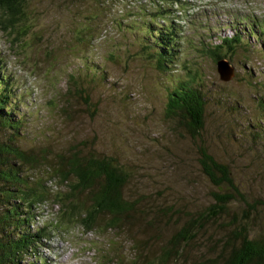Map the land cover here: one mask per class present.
I'll return each instance as SVG.
<instances>
[{
  "label": "rangeland",
  "instance_id": "1",
  "mask_svg": "<svg viewBox=\"0 0 264 264\" xmlns=\"http://www.w3.org/2000/svg\"><path fill=\"white\" fill-rule=\"evenodd\" d=\"M22 11L9 33L0 29L5 102L19 124L0 130V143L11 135L36 157L20 174L63 195L67 184L46 170L57 157L79 151L114 159L136 212L120 229L105 230L101 217L83 233L77 222L53 229L58 207L44 202L30 211L27 229L46 226L49 238L20 264H127L138 253L154 263L170 235L213 204L217 189L198 168L197 145L227 166L247 203L264 202V0H24ZM150 19L157 32L171 23L176 35V56L162 72L153 63ZM229 38L235 42L217 53L232 70L225 78L221 68L222 78L206 50ZM187 75L205 95L196 139L164 116L171 84ZM227 209L169 264L213 258L231 215L242 217L244 207L236 201ZM247 225L250 234L264 232V209Z\"/></svg>",
  "mask_w": 264,
  "mask_h": 264
},
{
  "label": "trees",
  "instance_id": "2",
  "mask_svg": "<svg viewBox=\"0 0 264 264\" xmlns=\"http://www.w3.org/2000/svg\"><path fill=\"white\" fill-rule=\"evenodd\" d=\"M23 2L24 0H0L1 30L9 33L17 25L23 13ZM149 22L157 27L149 33V42L153 48L154 66L162 72L176 56V51L173 50L176 45L174 27L170 23L167 24V29L157 32L160 29L154 20L150 19ZM220 40L223 46L208 47L206 50L214 63L224 60L225 54L219 56L217 53L226 51L228 44L235 42L230 38ZM8 92L7 79L0 65V130L3 131L18 130L19 125L8 117L14 112L10 104L5 102ZM204 109L205 95L194 77L187 75L183 81L175 80L171 84L164 116L173 121L190 139L198 138L203 129ZM2 111L6 113L2 114ZM196 155L201 174L217 189L211 194L213 204L203 216L198 215L180 225L159 249L154 263L144 262L143 256L138 253L127 264L173 263L181 248L194 240L197 231L208 220L225 214L228 205L236 201L243 203L242 217L236 219L235 215H231L232 228L218 243V250L213 258L193 264H264V232L250 234L247 229L250 216L257 208L264 209V202L256 200L247 203L233 184L227 166L214 161L202 145H197ZM35 163L36 157H29L21 152L14 145L11 135L0 143V264H20L23 257L34 250V246L49 238L46 226L32 231L27 229L31 220L30 211L44 202L49 201L58 207L53 229L77 222L82 232L88 233L101 217L106 218L103 227L105 230H116L125 224L129 225L136 212V201H128L123 197L126 174L114 159L82 154L79 151L57 157L53 163L55 165L46 170L49 175L58 179V186L67 184L68 190L64 195L60 192L50 193L39 182V178L33 180L20 174L21 165L31 166ZM80 196L83 199H79ZM37 262L44 264L40 258Z\"/></svg>",
  "mask_w": 264,
  "mask_h": 264
},
{
  "label": "water",
  "instance_id": "3",
  "mask_svg": "<svg viewBox=\"0 0 264 264\" xmlns=\"http://www.w3.org/2000/svg\"><path fill=\"white\" fill-rule=\"evenodd\" d=\"M215 66H216V71H217V73L219 74L220 77H222L221 70H220L221 68H224V70H225V74H226L225 78L227 77V75L229 77L231 76L232 70L229 67V65L227 64V62H225L224 60L217 61ZM222 78H224V77H222ZM227 80L228 79H225V80H222V81H227Z\"/></svg>",
  "mask_w": 264,
  "mask_h": 264
}]
</instances>
